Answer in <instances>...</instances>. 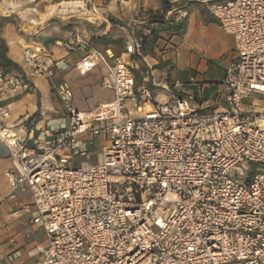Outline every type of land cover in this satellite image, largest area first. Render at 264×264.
<instances>
[{"label": "built area", "instance_id": "1", "mask_svg": "<svg viewBox=\"0 0 264 264\" xmlns=\"http://www.w3.org/2000/svg\"><path fill=\"white\" fill-rule=\"evenodd\" d=\"M200 1L235 37L225 107L193 104L191 94L157 100L137 88L127 58L79 33L68 39L70 49L86 51L75 68L86 74L102 65L100 86L111 100L79 110L70 86L60 85L68 118L39 135L12 123L0 104V142L12 160L6 177L13 191L31 193L26 208L47 237L35 264H264V0ZM136 47L127 44V53ZM23 61L31 77L68 67L34 46ZM26 86L0 71V97ZM97 138L104 145L94 162ZM77 156L87 160L76 164Z\"/></svg>", "mask_w": 264, "mask_h": 264}, {"label": "crops", "instance_id": "2", "mask_svg": "<svg viewBox=\"0 0 264 264\" xmlns=\"http://www.w3.org/2000/svg\"><path fill=\"white\" fill-rule=\"evenodd\" d=\"M43 1L40 0L37 7L27 8L24 7L28 4L27 0L0 1V16L11 17L12 10L24 8L17 14L21 18L20 23H6L0 34L8 44V56L23 69L20 75L17 72L6 74H17L24 81L26 78L27 86L16 93L1 96L0 104L10 107L12 123L24 122L28 126L26 132L39 135L42 130L60 124L65 114L57 115L65 110L60 100L57 104L58 86L67 84L65 80L70 72L84 77L98 67L86 74L76 70V61L86 51L69 48L68 39L73 33L90 40L91 45L103 53L111 50L127 58L133 66L137 88L151 89L159 101L191 94L194 96L193 104L226 106L223 77L234 61L232 52H237L235 37L223 30L204 2L194 0L185 6L174 7L168 0H57L46 5V14L57 16L42 20L39 17L42 10L38 8H44ZM176 35H179V43L174 41ZM160 40H163V45ZM186 41L190 44H186ZM129 43L137 45L132 54L127 53ZM187 45L193 46L190 50L197 52L191 55L187 64L190 78L197 79L199 70H202V79L191 83L190 79H183L179 72L176 73V81L171 83L170 72L177 64L171 58L165 59L164 54L174 49L189 48ZM26 46L42 48L56 61L66 60L68 67L55 68L52 77L28 76L23 61ZM197 47L205 48L207 55L201 54ZM203 61L205 65L200 68ZM102 69L101 74L94 77L96 86H100ZM165 70L168 78L164 76ZM0 71L3 72L1 67ZM57 75L58 79L55 78ZM178 82L183 86H177ZM49 89L53 97L48 108L45 107L42 93ZM110 91L112 97L100 103L113 98ZM34 95H41V102ZM74 106L77 108L76 104ZM11 166L9 150L0 142V264H35L41 257L38 247L47 244V237L42 227L33 223V213L26 208L32 204L31 193L21 189L12 190L6 177V169Z\"/></svg>", "mask_w": 264, "mask_h": 264}, {"label": "rangeland", "instance_id": "3", "mask_svg": "<svg viewBox=\"0 0 264 264\" xmlns=\"http://www.w3.org/2000/svg\"><path fill=\"white\" fill-rule=\"evenodd\" d=\"M0 1H4V0H0ZM15 1H21V0H15ZM28 4L24 7H37L38 3L40 2V0H27ZM57 0H45L43 1L44 4V8L43 6L39 7L38 10H42L39 13V17H42V13H46L47 12V7L46 5H49L51 3H56ZM16 11L12 10V16L11 19L13 22H18L20 23L21 18L18 17L17 14H19L18 12L21 13V10L23 11L24 8L20 7L18 9H15ZM6 12V11H5ZM8 13L10 12L9 10L7 11ZM54 16H57L55 14L48 16L46 19L49 18H53ZM179 35H176L174 38V41L176 43H179ZM201 41V40H200ZM199 42V41H198ZM197 42V43H198ZM160 43L163 45V40H160ZM186 44H190L189 41H186ZM93 48H95V46L91 45ZM189 48L186 49H179L178 51H176V49L171 50V51H167L164 54V58L165 59H173L174 63L177 64V67L174 68L170 73L171 76V83H174L176 81V73L180 72V76L183 79H190V72L189 70L187 71V64L190 61L191 55L193 56V54H196V50L191 51L190 48H193V46H189L187 45ZM186 46V47H187ZM201 54H205L207 55L206 49L201 48V47H197ZM201 48V49H200ZM96 49V48H95ZM98 50V49H97ZM100 51V50H99ZM106 54V52H104ZM232 56H234L233 60H235L238 57L237 52L234 50L232 52ZM205 65V61L202 62L200 68H203ZM101 69H102V65L98 66L91 74H89L88 76H84L81 77L78 74H76L75 72H70L69 75L67 76V80H65L67 82L66 85L70 86L71 90L73 91V96L71 98V102L73 104H76L77 108L79 110H88V109H92L96 104L108 100L112 97V93L110 90H106V89H102L100 86H96L95 82H94V77L97 78L99 76V74H101ZM180 71H179V70ZM103 70V69H102ZM164 76L165 78H168V74L167 71L165 70L164 72ZM56 79L59 78V75H57L55 77ZM202 79V70H199V73L197 74V80L200 81ZM168 83V80H167ZM64 85V84H63ZM75 88H73L72 86ZM57 91V90H56ZM53 92L49 89L48 91H44L42 93V98L43 101L45 103V107H50L52 104V97H53ZM57 95V94H56ZM35 98H37L39 100V102H41V95H39L38 97L36 95H34ZM159 98V96H158ZM59 99L57 104H59ZM61 113H59L57 116H63L65 114V116L63 117V120H67L68 116H67V112L65 113V111H60ZM48 119V118H47ZM46 126L44 125V128ZM92 148H91V160L96 162L99 161L101 159V152H102V147L104 145V143H102L101 139H98L93 142L92 144ZM80 160H87L86 156H82L79 157L77 156L75 158V162L76 164H78L80 162ZM254 167L256 168L257 165L254 164Z\"/></svg>", "mask_w": 264, "mask_h": 264}, {"label": "trees", "instance_id": "4", "mask_svg": "<svg viewBox=\"0 0 264 264\" xmlns=\"http://www.w3.org/2000/svg\"><path fill=\"white\" fill-rule=\"evenodd\" d=\"M11 21H12L11 17L0 16V31L6 23ZM0 67L2 68L5 74L9 72H17V74L20 75V73L23 72L21 65L13 61L8 56V44L5 38L1 36V34H0ZM24 79L26 81V78Z\"/></svg>", "mask_w": 264, "mask_h": 264}, {"label": "bare ground", "instance_id": "5", "mask_svg": "<svg viewBox=\"0 0 264 264\" xmlns=\"http://www.w3.org/2000/svg\"><path fill=\"white\" fill-rule=\"evenodd\" d=\"M63 1H65V0H63ZM48 17V14H46V13H43V15H42V20H44L45 18H47ZM12 121V120H11Z\"/></svg>", "mask_w": 264, "mask_h": 264}]
</instances>
